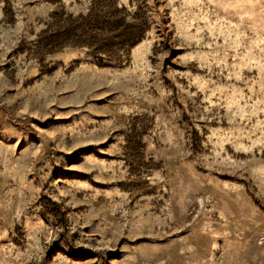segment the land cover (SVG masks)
I'll list each match as a JSON object with an SVG mask.
<instances>
[{
  "label": "rangeland",
  "instance_id": "374dc122",
  "mask_svg": "<svg viewBox=\"0 0 264 264\" xmlns=\"http://www.w3.org/2000/svg\"><path fill=\"white\" fill-rule=\"evenodd\" d=\"M0 264H264V0H0Z\"/></svg>",
  "mask_w": 264,
  "mask_h": 264
}]
</instances>
